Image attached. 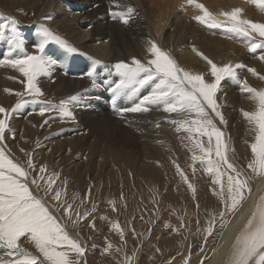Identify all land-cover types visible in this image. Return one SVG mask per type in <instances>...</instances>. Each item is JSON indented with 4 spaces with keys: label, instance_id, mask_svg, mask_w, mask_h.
Returning <instances> with one entry per match:
<instances>
[{
    "label": "rangeland",
    "instance_id": "374dc122",
    "mask_svg": "<svg viewBox=\"0 0 264 264\" xmlns=\"http://www.w3.org/2000/svg\"><path fill=\"white\" fill-rule=\"evenodd\" d=\"M20 3L0 0V8L21 19L24 24L36 20L40 3ZM78 7L84 10L80 4ZM4 49L0 48V60L9 51ZM211 51L212 61L218 66H221V62L223 65L232 64L231 58L217 59ZM133 58L147 65L154 56L151 52L134 51L125 62L129 64L128 61H133ZM89 61L86 58L87 64ZM180 66L186 69L188 63H180ZM84 68H78L77 72ZM0 70V106L7 110L6 113H0V119H6L8 125L0 141V150L28 173L27 179L21 177V181L28 184L69 236L84 248L83 257L70 253L73 261H78V264H208L211 261L222 232L225 233V228L231 218L237 215L239 208L235 212L228 211L231 201L227 177L235 173L215 155V137L209 141L207 135L197 133L195 126L190 125L192 120L197 119L195 112L171 113L164 110L166 105L163 102H159L162 116L172 114L175 119L171 123H155V120L144 119L146 130L153 136L160 132L157 128L169 132L167 137L151 136L149 142L140 137L135 126L123 125L115 119H99L106 115V109L94 104L88 106L100 115L80 122L73 128L70 126H74L71 124L77 123V120L64 119L59 107H72L74 103L64 100L56 104L42 102L51 111L58 110L47 113L54 114L56 119L49 123L46 119L31 122L28 110L35 97L25 91L26 78L14 67ZM96 70L97 65L92 64L83 77H87L92 81L89 84L99 89V95L95 94L96 101L109 102L120 76L116 72L113 82L105 76L100 82H94ZM187 71L203 75L209 83L214 80L208 67ZM236 75V80L225 78L221 81L216 94L224 122L221 123L211 109L207 111L211 113L209 116L214 125L224 134L222 139L227 145L228 161L233 166L241 164L249 177L251 175L258 180L264 174L257 175L248 167L254 159L251 145L256 143L258 129L244 115L245 112L257 111L258 104L248 98L231 100L228 94L241 88L245 81L252 88L264 90V72L257 75L259 78L239 75L237 72ZM251 81L253 84L257 82L258 88ZM105 83L111 85L107 87ZM6 89L11 90V93ZM133 96L131 92L126 98ZM111 109L118 115H128L124 111L127 109L125 107L111 104ZM237 111L239 117L236 116ZM113 116L116 115L113 113L111 118ZM65 120L68 126L64 128L62 123ZM97 120L98 124L95 123ZM184 121L189 123L182 127ZM189 126L193 127L192 132L185 130ZM209 159L219 168V174L215 168L208 171ZM41 168L46 171L41 172ZM235 169L241 173L240 169ZM240 178L248 181L252 192L254 180L250 177L251 182L243 174ZM34 179L36 184L31 183ZM217 179L224 185L223 193L220 184L214 183ZM49 180L53 181L50 191L46 190ZM57 192L60 193L59 200L53 198ZM250 193L245 192V199ZM261 197H264V184L254 198L253 208L242 221L244 225L238 227L228 243L220 264H229L235 239L244 229ZM209 216L216 219L215 224H212L213 229L209 225ZM20 246L33 256H40L29 239L22 238ZM0 260H9L3 249H0Z\"/></svg>",
    "mask_w": 264,
    "mask_h": 264
},
{
    "label": "bare ground",
    "instance_id": "6f19581e",
    "mask_svg": "<svg viewBox=\"0 0 264 264\" xmlns=\"http://www.w3.org/2000/svg\"><path fill=\"white\" fill-rule=\"evenodd\" d=\"M20 2H32L36 5L40 3V6L38 5L39 12L36 15V20L24 24V21L15 15L0 8V25L8 24L10 29L9 19H14L17 22V32L23 38L22 49L13 48L6 39L0 40L1 50L4 49V46H6L5 49H9L7 55H3V60L16 59L24 54H38L36 46L43 39L39 34L41 26L49 29L54 36L59 37L61 41L75 49V51H69L63 44L54 40L45 45L44 55L55 60L56 63L51 66L48 74L37 78L36 85L41 89L43 95L33 96L35 98L33 103H30L28 110L31 115L29 116L31 122L46 119L49 123L52 119H56L54 114L47 115V113L58 110L51 111L42 102L56 104V102L64 100L74 103L71 104L72 107H67L72 113L71 116L64 115L60 111L61 107H59V112L64 119L77 120V123L71 124L74 125L70 126L73 128L78 126L80 122L83 123L87 119L100 115L93 112L88 106L94 104L106 109V115L100 116L99 119H115L123 125L135 126L140 137L149 142L153 134L146 130L143 123L144 119L145 121L155 120V123H171L175 117L172 114L163 117L159 103L143 105L148 108V111H127L128 115L124 114L126 116L118 115L112 111L111 104H116L120 108L134 107L144 96L151 94L154 85L150 84L139 88L134 92L133 98L130 99L126 97L132 92L131 89H122L113 90L112 100L109 102L107 100L96 101L95 94L99 95V89L90 85L89 81H92L83 77V74L94 64L97 65V77L94 82H100L103 76L111 78V82H113L116 79L115 65L120 62L126 63L127 56L134 51L136 53H149L152 43L168 53L180 68V63H188L191 69L188 66L186 69L182 68L185 71L194 72L199 67L210 68L211 66L207 61L197 53H202L208 59L214 60L211 51L213 50L215 57H218L217 59L231 58V65H244L245 67L236 69L239 75L259 78L257 75L264 72V61L259 59L260 55H264V48H258L256 53H252L248 47L250 39L260 44L264 43V38L256 33H253L251 38L234 33L231 35L224 28H209L202 25L193 19L197 15H202V12L195 6L188 5L187 0H15V3ZM196 3L203 4L220 21L225 20V17L220 16L219 13L241 8L242 19L264 23V10H261V7L252 3L251 0H196ZM78 4L84 7L83 11L79 9ZM128 8L133 9L130 17H127L128 23H123L119 17H113V13H126ZM9 29L0 30L5 31L7 37L10 36ZM86 58L90 60L88 64ZM128 62L129 65H132V61ZM86 64L87 66H85ZM221 66H223V62H221ZM5 67L10 68L12 66L9 64L0 65V69ZM80 67L85 68L83 71L77 72ZM249 68L255 69L257 74L249 72L247 70ZM251 82L253 84V81ZM256 83L254 82L255 87L258 88ZM105 85L108 87L111 84L105 83ZM241 89L242 87L231 92V95L228 94L231 96V100L251 99V94L243 92ZM86 94L89 95L85 96ZM73 96L78 97V100L72 101L70 98ZM79 103V108H75L74 105ZM42 108L49 109L44 113L45 115L40 114ZM113 113L116 116L111 118ZM46 115L47 117H45ZM236 116L239 117L238 111ZM38 117L40 118L37 119ZM95 123L98 124V120ZM62 124L65 125L64 128L68 126L66 120ZM157 129L160 132L153 137H167L168 131L163 132L160 128ZM76 136L73 135V137ZM250 177L254 180L252 192L239 207L237 215L231 218L229 225L225 228V233L222 232L216 254L208 264H220L228 243L253 208L254 198L263 187L264 177L258 180L251 175ZM252 180L250 181L252 182Z\"/></svg>",
    "mask_w": 264,
    "mask_h": 264
},
{
    "label": "snow or ice",
    "instance_id": "6c2138e0",
    "mask_svg": "<svg viewBox=\"0 0 264 264\" xmlns=\"http://www.w3.org/2000/svg\"><path fill=\"white\" fill-rule=\"evenodd\" d=\"M251 2L264 10V0H251ZM187 4L200 9L202 15H197L193 19L202 25L209 28H224L227 33L248 38H251L253 33L264 38V23L242 19L241 8L219 13L220 16L225 17V20L220 21L203 4L196 3V0H187ZM132 12L133 9L128 8L126 13H113V17L121 18L126 24L128 23L127 17H130ZM16 23L14 19H9L10 29L7 24L0 25V29H9L10 31V36L6 37L5 31L0 30V40L6 39L13 48L22 49L23 38L17 32ZM39 34L43 39L36 46L38 54H24L16 59L0 60V65L9 64L22 73L26 78L25 91L28 95L33 96L43 95L41 89L36 85L37 78L48 74L51 66L56 63L55 60L44 55L45 45L54 40L63 44L69 51H75L44 26L40 27ZM248 47L250 52L256 53L258 48H264V43L258 44L250 39ZM149 51L154 58L149 60L147 65L135 58H133L132 65L124 62L115 65L120 81L114 91L131 89L134 93L145 85H154L150 95L144 96L138 104L124 109V111H148V108L143 105L163 102L166 105L164 110L168 112H195L197 119L192 120L190 125L195 126L197 133L207 135L209 141L213 136L215 137V155L235 173V175L227 177V191L231 201L228 211L235 212L245 199V192L250 193L251 188L248 181L241 179L242 174L228 161L227 145L222 139L224 134L214 125L207 109H211L215 116L219 117L221 123L224 122L223 115L219 110L220 106L216 102V94L220 90L221 81L225 78L236 80V69L245 66L242 64L218 66L202 53H197L211 66L210 74L214 80L209 83L203 75L192 74L180 68L168 53L158 48L155 43L151 44ZM259 59L264 61V55H260ZM97 63L99 62L97 61ZM247 70L257 74L255 69ZM241 90L250 93V98L258 104L257 111L245 112L244 115L258 129L256 143L251 145L254 159L248 167L257 175H261L264 174V90L252 88L246 81L243 82ZM5 91L11 93V90L6 89ZM17 95L21 94L17 93ZM70 99L76 101L78 97L73 96ZM63 104L64 102H62ZM48 110V108H42L40 114L43 115ZM6 111L0 106V113H6ZM60 111L66 116L72 115L66 105L62 106ZM188 123V121H184L181 126ZM7 126L6 119H0V141L4 138ZM185 130L192 132L193 127L189 126ZM202 151H204L203 148ZM208 154L210 156V150H208ZM208 165V171L211 172L215 168L219 174V168L211 159L208 160ZM40 171L44 172L46 169L41 168ZM27 176L28 173L22 167L8 159L3 150H0V249L5 250V255L9 257L7 261L0 260V264H78V261H73L70 258V253H75L77 257H83L84 248L69 236L44 202L29 189L28 184L21 181V177L26 180ZM41 179L43 178L41 177ZM31 183L36 184V180H32ZM52 183L53 181L49 180L46 190H51ZM214 183L220 184L221 193H223L224 185L220 180L217 179ZM189 187L192 186L189 185ZM59 197L60 193L57 192L53 198L59 200ZM209 234H211V230H209ZM22 238L30 240L40 253L39 257L33 256L21 248ZM229 264H264V197L260 198V203L251 214L244 229L236 237Z\"/></svg>",
    "mask_w": 264,
    "mask_h": 264
}]
</instances>
